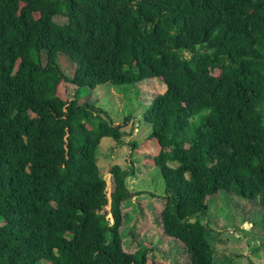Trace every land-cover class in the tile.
Instances as JSON below:
<instances>
[{
	"label": "trees",
	"instance_id": "16d2710c",
	"mask_svg": "<svg viewBox=\"0 0 264 264\" xmlns=\"http://www.w3.org/2000/svg\"><path fill=\"white\" fill-rule=\"evenodd\" d=\"M156 79L166 91L142 118L160 148L164 233L190 264H221L200 218L209 201L264 214V0H0V264H163L124 250L136 161L110 169L111 192L101 173L104 139L130 117L113 125L81 101Z\"/></svg>",
	"mask_w": 264,
	"mask_h": 264
},
{
	"label": "rangeland",
	"instance_id": "374dc122",
	"mask_svg": "<svg viewBox=\"0 0 264 264\" xmlns=\"http://www.w3.org/2000/svg\"><path fill=\"white\" fill-rule=\"evenodd\" d=\"M55 20L60 24L67 22L65 17ZM59 64L66 75H74L76 64L67 56L60 55ZM165 91L164 83L158 79L123 90H118V86L104 85L95 91L84 90L81 101L96 104L113 125L123 124L125 118L130 117L120 141L104 139L98 153L101 173L108 181L109 192L112 190L110 169L114 165L126 168L128 158L136 161L137 173L128 180V187L131 192L140 194L123 204L126 215L122 227L124 250L135 253L146 247L151 251L150 255L163 264H190L184 244L166 236L163 230L161 214L166 204L165 183L159 168L149 163L153 162V156L160 148L157 142L148 141L151 125L142 118V107ZM73 92V88L68 90V93ZM228 197L220 194L211 199L208 212L200 215L212 231L210 238L218 263L264 264V250L258 253L255 250L264 242L262 208L257 202Z\"/></svg>",
	"mask_w": 264,
	"mask_h": 264
}]
</instances>
